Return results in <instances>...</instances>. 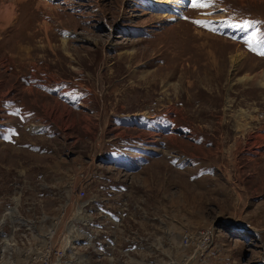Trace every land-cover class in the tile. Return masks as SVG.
<instances>
[{
  "label": "rangeland",
  "instance_id": "obj_1",
  "mask_svg": "<svg viewBox=\"0 0 264 264\" xmlns=\"http://www.w3.org/2000/svg\"><path fill=\"white\" fill-rule=\"evenodd\" d=\"M171 1L0 0V222L68 264H264V0Z\"/></svg>",
  "mask_w": 264,
  "mask_h": 264
},
{
  "label": "built area",
  "instance_id": "obj_2",
  "mask_svg": "<svg viewBox=\"0 0 264 264\" xmlns=\"http://www.w3.org/2000/svg\"><path fill=\"white\" fill-rule=\"evenodd\" d=\"M84 174L83 172L80 174V184L75 182L72 189H65L64 202L67 204L75 206L78 201L77 199L81 201L85 200L87 196L86 187L89 182V172ZM79 205L85 208L88 202ZM66 210L67 208L64 205L59 216L60 219L66 217ZM10 211L15 212L13 216ZM5 214L4 216L7 217L12 216L13 220H11L12 222L6 223V225L0 222V226L3 225V228H0V264H18V257L24 259L26 264H68L66 258L70 250L67 245L64 247H62L63 245L58 246L60 244V239H58L59 232L54 222L52 225L47 223L50 222L48 217L44 216L39 221V224L36 225L26 219L19 218L15 207L8 209ZM43 225H45L46 230L45 234L42 235L40 227ZM223 225L229 226L233 224L224 223ZM6 226L9 228H4ZM214 231L215 230L212 228L202 233V250L214 243ZM17 236H20V241L17 240ZM85 238L89 240V238L94 237L86 236ZM20 244L23 245V248H18Z\"/></svg>",
  "mask_w": 264,
  "mask_h": 264
},
{
  "label": "bare ground",
  "instance_id": "obj_3",
  "mask_svg": "<svg viewBox=\"0 0 264 264\" xmlns=\"http://www.w3.org/2000/svg\"><path fill=\"white\" fill-rule=\"evenodd\" d=\"M171 2L173 3L174 1L172 0ZM171 2H165L164 4H169ZM179 8L182 9L183 5L179 6ZM10 17H11V13H10L9 9H3L2 11H0V19H2V18H8L9 19ZM253 80L257 84H259L260 86L264 87V75L263 74L257 75ZM10 213L12 214L13 211Z\"/></svg>",
  "mask_w": 264,
  "mask_h": 264
},
{
  "label": "crops",
  "instance_id": "obj_4",
  "mask_svg": "<svg viewBox=\"0 0 264 264\" xmlns=\"http://www.w3.org/2000/svg\"><path fill=\"white\" fill-rule=\"evenodd\" d=\"M239 225H242V226L244 227V230H246V231H245L246 233H249V232L251 231L250 228L245 227L246 224H245L244 221H243V223L241 222V224H239ZM248 225H249V224H248ZM17 263H18V264H25V261H24V259H22L21 257H18V258H17Z\"/></svg>",
  "mask_w": 264,
  "mask_h": 264
},
{
  "label": "snow or ice",
  "instance_id": "obj_5",
  "mask_svg": "<svg viewBox=\"0 0 264 264\" xmlns=\"http://www.w3.org/2000/svg\"><path fill=\"white\" fill-rule=\"evenodd\" d=\"M192 6H195V7H202V5L199 4V3H196L195 0H193V5H192Z\"/></svg>",
  "mask_w": 264,
  "mask_h": 264
},
{
  "label": "water",
  "instance_id": "obj_6",
  "mask_svg": "<svg viewBox=\"0 0 264 264\" xmlns=\"http://www.w3.org/2000/svg\"><path fill=\"white\" fill-rule=\"evenodd\" d=\"M220 223L224 224L223 222H220ZM220 223H217V226H218Z\"/></svg>",
  "mask_w": 264,
  "mask_h": 264
}]
</instances>
